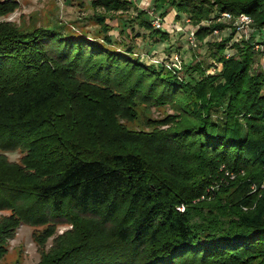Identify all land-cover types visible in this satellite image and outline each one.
Here are the masks:
<instances>
[{"label": "trees", "instance_id": "16d2710c", "mask_svg": "<svg viewBox=\"0 0 264 264\" xmlns=\"http://www.w3.org/2000/svg\"><path fill=\"white\" fill-rule=\"evenodd\" d=\"M88 4L105 13L88 18L90 36L62 23L0 22V197H9L0 210L11 211L0 220V256L17 226L67 223L74 235L51 264H264V49L252 51L264 35L234 42L230 24L214 21L244 14L264 34V0H153L142 6L149 12L127 0ZM16 7L0 0V18ZM147 13L171 25L187 19L209 64L176 65L172 53L170 70L144 63L126 39L167 40ZM138 106L147 130L122 124ZM163 106L169 114L145 117ZM14 151L10 162L4 153ZM220 168L243 178L199 200Z\"/></svg>", "mask_w": 264, "mask_h": 264}, {"label": "rangeland", "instance_id": "374dc122", "mask_svg": "<svg viewBox=\"0 0 264 264\" xmlns=\"http://www.w3.org/2000/svg\"><path fill=\"white\" fill-rule=\"evenodd\" d=\"M17 1V7L7 16H4L0 18V22L6 21L8 24H11L14 27H20L21 29H27L30 30L31 27H37V26H49L54 23H62L64 25L65 29L74 30V31H80L78 27H82L81 30H86L90 34H92V31L94 28H97L96 25L92 22V20H89L88 18L92 16V14H104L102 10L100 9H93L89 6L88 0H16ZM132 5L137 7L141 10L150 11L149 8L143 9L142 6L145 2L150 3V1L153 0H127ZM213 0H192V2H195L196 4H209ZM171 13L173 11H170ZM129 14V12L127 13ZM126 14V15H127ZM148 14V13H147ZM110 15V14H108ZM107 16V19L109 20V17ZM116 16V14H111ZM126 15H121V18H125ZM171 15V14H170ZM111 17L114 20V18ZM149 18V15H148ZM183 19L174 21L175 24L171 25L167 21L162 20V29L165 34H167V40L162 41L159 43H152L150 39L147 38H135L133 41L132 39H126L128 42H133L135 44L136 48V54L143 60L144 63H154L159 65H165L166 70H170L172 65L165 64L167 57L172 53V60L176 62V65L182 61V64H186L189 62H193L194 60L202 61L203 66L209 64V60L207 58H204L205 54L204 52V46L198 47L193 42L190 44L189 36L192 35L193 30L192 26L188 22L187 19L182 17ZM107 20V22H109ZM213 19H209L207 21L200 22L201 25L207 26L210 22H212ZM215 22H221L225 24H230V26L233 28V39L232 41H239L240 39L247 40L248 37L252 34L254 35V40H263L264 34H257L256 32L252 33L253 24L250 20V23L247 25H244L241 29V32L239 30H236L234 28V22L231 21H225L221 19L220 15L219 17H216L214 19ZM112 30L110 32V35L114 36L113 38H117V30L118 26L116 21H110L108 23ZM119 25V23H118ZM72 28V29H71ZM133 28H135L133 26ZM136 29V32L138 34L145 36V32ZM127 30H125V37L129 36L127 34ZM228 29L218 32L217 30H212L211 34L207 36L203 42L208 41H215L218 36L219 37H225L228 34ZM124 36V34H123ZM193 39V37H191ZM123 40V39H122ZM150 40V41H149ZM125 41V40H124ZM127 42V41H125ZM264 45V43H262ZM254 43L252 46V51L257 53L262 49H264V46ZM195 46V47H194ZM176 54V55H174ZM229 54V51L226 49L223 52L224 57H227ZM179 56V57H177ZM180 58V59H179ZM260 58V55L257 57ZM256 59V57H255ZM180 60V61H178ZM174 62V63H175ZM261 65L263 67L264 65V55L261 56L259 60H257V65ZM219 70V66H208V68L205 69V74L212 75L217 74ZM181 75V72L179 73ZM133 111L135 113V118L132 121L122 122V124L128 128V129H139V130H147L146 127L143 126L141 121V107H134ZM170 110L167 108V106L159 107L158 109H150L149 113L145 114V117H149L151 119H157L162 117L164 114H169ZM132 119V118H131ZM144 148L146 149L145 144ZM148 147V146H147ZM149 148L145 150V152H148ZM4 156L7 158L10 162H17L18 158L20 157V154L18 152H6L4 153ZM231 178L228 176L225 177V172L221 171V168L218 170V177L213 180L210 184H208L204 188V196L203 198H199V200H211L214 198L215 193L218 191V194H220L221 188L223 186H226L228 183L234 181L237 176H240L243 178V175L241 172H239L240 175H232L231 172L228 173ZM236 176V178H235ZM262 187V186H261ZM249 190L254 191V187L251 185L249 186ZM4 199V201H7L8 198H1ZM8 204V203H7ZM20 201L17 200L13 203L11 206L13 209H17L19 207ZM247 209V208H246ZM179 211H182V208L178 209ZM244 210V208H243ZM11 214L10 210H0V220L3 218L9 217ZM65 222V221H64ZM47 230V226H38V227H30L25 225L17 226L14 231L8 233V238L5 240L1 256H0V264H51V261H54L57 255V248L58 243L67 237H72L74 235L73 228H71L70 225L67 223L60 224L55 223L50 226V228ZM66 243V242H64ZM63 244H59L63 247ZM40 252L42 254H40ZM40 262V263H39Z\"/></svg>", "mask_w": 264, "mask_h": 264}, {"label": "built area", "instance_id": "2783aa9c", "mask_svg": "<svg viewBox=\"0 0 264 264\" xmlns=\"http://www.w3.org/2000/svg\"><path fill=\"white\" fill-rule=\"evenodd\" d=\"M149 15V21H150V26L154 29V30H161L162 29V21L160 19H158L157 17H154L153 14L148 13ZM221 19L225 20V21H233L234 22V28L236 30H239L241 32V29L244 25H247L248 23H250V19L245 16L244 14H239L235 17H232L230 14L224 12L220 14ZM192 35L189 36V41L190 44L193 43V39L191 38ZM264 68V65H263ZM226 176H228L229 178H231V176L229 174H225Z\"/></svg>", "mask_w": 264, "mask_h": 264}]
</instances>
